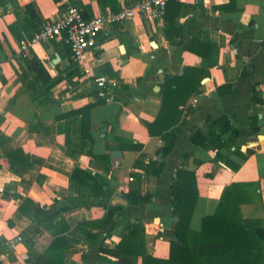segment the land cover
I'll use <instances>...</instances> for the list:
<instances>
[{
  "label": "crops",
  "instance_id": "1",
  "mask_svg": "<svg viewBox=\"0 0 264 264\" xmlns=\"http://www.w3.org/2000/svg\"><path fill=\"white\" fill-rule=\"evenodd\" d=\"M113 1L114 8L72 0L85 17L137 0ZM26 3H33L41 24L63 6L0 0V264L32 263V247L65 249V264H103L100 256L114 264H145L147 254L167 259L177 219L168 199L178 168L196 177L190 231L200 230L231 183L244 184L242 217L264 228V0H170L164 13L107 26L81 62L72 59L64 37L28 47L29 55L20 51V41L36 32ZM200 44L210 48L206 56ZM186 67L199 73L179 79L177 120L150 134L166 78ZM100 76L109 100L98 95ZM222 116L237 131L234 138L223 133L215 149L193 143L198 130L218 133L213 124ZM169 141L172 151L164 155L159 149ZM76 166L94 176L102 194L80 186L72 177ZM116 204L122 208L101 223L107 206ZM133 222L144 226L145 241L122 244ZM100 247L123 253L115 258ZM261 253L257 264H264V248Z\"/></svg>",
  "mask_w": 264,
  "mask_h": 264
},
{
  "label": "trees",
  "instance_id": "2",
  "mask_svg": "<svg viewBox=\"0 0 264 264\" xmlns=\"http://www.w3.org/2000/svg\"><path fill=\"white\" fill-rule=\"evenodd\" d=\"M102 1L112 8L115 6L113 0ZM23 11L30 25L37 32L41 27V23L33 3L24 4ZM169 24H171L170 20ZM200 46L206 49V53L202 52L200 48L198 51L206 56L210 48L203 44H200ZM186 48H191V45L187 44ZM28 49L25 53L29 55ZM32 60L34 70L42 80H45L46 73L43 71L40 60L36 57H32ZM197 73H199L198 68L186 67L183 75L173 79L166 78L163 87L162 105L157 117L149 126L150 134L155 132V127L161 125V129H168L177 120L178 113L175 112L174 108L176 100L181 97L182 89L179 79L188 78ZM213 125L215 128L218 126L220 130L218 133L215 132V129L207 134L198 130L192 136L193 143L215 149L223 144V133L230 131L232 138L237 135V131L231 127L226 116L219 117ZM172 141H169L170 143H167L159 151L164 155L170 153L173 148ZM130 147L136 149L141 148V145L131 144ZM161 167L162 163L155 169L157 175L160 174ZM72 177L79 181L80 186L89 185L95 194L103 193L102 185L90 172L76 166ZM88 181H91V183ZM243 187L244 184L241 183H231L226 186L215 211L212 214L203 216L200 230L192 232L188 228V221L198 198L196 177L193 171L178 168L176 175L172 178L168 199L173 214L177 217L174 229L171 232L169 257L161 259L147 254L144 259L145 264H257L264 248V228L258 225L255 220L242 217L239 205L248 200L247 196L244 195L245 190ZM66 208L67 206L60 207L61 210ZM121 208L119 204L107 206L100 222L105 223L111 220ZM94 237L95 234H89L90 239ZM144 241V226L138 222H133L127 233L121 238L122 244H143ZM29 251L33 258L30 264H65V249H45L40 252L32 247ZM100 251L115 258L121 257L123 253L117 247L114 249L100 247ZM231 257H233V263L230 260ZM100 259L103 264H114V261L107 257L100 256Z\"/></svg>",
  "mask_w": 264,
  "mask_h": 264
},
{
  "label": "built area",
  "instance_id": "3",
  "mask_svg": "<svg viewBox=\"0 0 264 264\" xmlns=\"http://www.w3.org/2000/svg\"><path fill=\"white\" fill-rule=\"evenodd\" d=\"M55 1L63 5L58 16L55 19L44 21L40 29L30 38L21 40L19 43L20 51L25 52L28 47L40 41L64 37L69 45L72 59L75 62H81L86 53L95 46L98 35L107 26L120 24L139 13H162L170 0H137L132 4L122 6L117 11L94 14L91 17H85L82 9L72 0ZM82 70L84 73L89 72L88 68ZM106 81L103 76L95 78L98 95L105 96L106 100H109L110 95L105 89ZM132 179L133 177H128V181Z\"/></svg>",
  "mask_w": 264,
  "mask_h": 264
},
{
  "label": "water",
  "instance_id": "4",
  "mask_svg": "<svg viewBox=\"0 0 264 264\" xmlns=\"http://www.w3.org/2000/svg\"><path fill=\"white\" fill-rule=\"evenodd\" d=\"M158 159H161V157H160V156H158ZM155 220H156V221H158V218H156ZM174 220H175V218H174Z\"/></svg>",
  "mask_w": 264,
  "mask_h": 264
}]
</instances>
